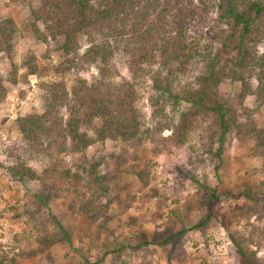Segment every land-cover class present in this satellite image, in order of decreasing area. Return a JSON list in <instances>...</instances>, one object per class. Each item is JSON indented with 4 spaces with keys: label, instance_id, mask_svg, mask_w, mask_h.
Masks as SVG:
<instances>
[{
    "label": "rangeland",
    "instance_id": "1",
    "mask_svg": "<svg viewBox=\"0 0 264 264\" xmlns=\"http://www.w3.org/2000/svg\"><path fill=\"white\" fill-rule=\"evenodd\" d=\"M40 4L0 0V20L11 18L18 29L12 59L0 53L5 89L0 100V264H241L238 247L264 264V147L256 148L253 136L245 133L252 123L264 131V106L247 118L246 111L256 105L253 98L240 104V83L224 78L216 96L231 108L228 118L234 120L221 134L211 117L203 118L180 97L173 100V94L196 88L205 72L201 64L173 80L172 97L160 98L156 84L140 78L135 107L142 125L133 142L105 139L82 151L66 143L58 161L82 177L86 198L93 195L107 206L104 216L88 220L79 201L68 192L56 194L50 181L14 179L10 170L25 157L16 118L40 111L42 84L63 81L69 91L75 77L72 70L55 71L62 61L56 51L61 39L39 42L31 32V14ZM80 45L82 52L84 40ZM248 47L263 49L262 44ZM28 53L38 70L24 77ZM116 67L114 82L131 77L124 63ZM14 70L16 83L11 82ZM94 74L91 66L78 76L90 82ZM93 125L98 127V121ZM82 134L89 136L91 130ZM25 159L36 174L49 161ZM95 164L105 191L95 181ZM211 190L217 198L207 207L203 198ZM33 195L42 204L34 203ZM207 213V223L194 229ZM38 235L44 236L43 245ZM173 235V241L163 242Z\"/></svg>",
    "mask_w": 264,
    "mask_h": 264
},
{
    "label": "trees",
    "instance_id": "2",
    "mask_svg": "<svg viewBox=\"0 0 264 264\" xmlns=\"http://www.w3.org/2000/svg\"><path fill=\"white\" fill-rule=\"evenodd\" d=\"M40 2L31 14V32L39 42L61 39L56 51L62 61L55 71L63 75L72 70L75 77L69 91L63 81L42 84L40 111L16 118L25 157L23 160L19 157L17 168L12 167L10 171L18 181L25 178L50 181L56 194L68 192L73 201H79V208L86 211L90 221L104 216L107 206L99 204L93 195L86 198L82 177L64 168L58 157L67 151L69 141L76 151L105 139L133 142L141 133L142 125L135 107L141 77L156 84L160 98L165 93L170 97L176 77L196 65H203L205 72L198 77L196 88L181 96L173 94V100L180 97L203 118L211 117L221 134L228 130V121L233 123L234 120L228 118L231 108L219 102L216 96V88L224 78L240 83V104L246 97L253 98L256 105L246 111L247 118L264 106V0ZM17 32L11 18L0 20V53L8 60L12 59ZM80 39L85 42L82 52ZM260 44L263 45L260 53L248 47ZM117 63H124L131 77L116 83ZM23 66L26 68L24 77L37 72L32 53H28ZM91 66H95L96 74L90 76V82L81 79L78 73ZM12 74L11 82L16 83V71ZM4 95L0 82V100ZM94 120L98 121V127L93 125ZM82 129H90L91 135L85 136ZM246 129L245 133L255 139V147H264V131L256 129L253 123ZM178 130L182 131L180 127ZM26 156H43L49 161L41 173L36 174L26 166ZM97 165H93V175L105 191L104 182L94 172ZM144 176L140 174V178ZM33 198L34 203L42 204L39 196L33 195ZM216 198L211 190L204 195V204L208 207ZM210 216L207 213L194 229L204 226ZM43 237L38 235L42 245ZM174 239L173 235L163 242ZM237 250L241 264H257L255 258H250L239 247Z\"/></svg>",
    "mask_w": 264,
    "mask_h": 264
}]
</instances>
